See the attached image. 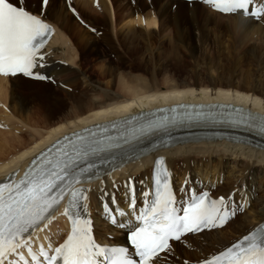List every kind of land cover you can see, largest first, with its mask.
Returning a JSON list of instances; mask_svg holds the SVG:
<instances>
[{"label":"bare ground","instance_id":"obj_1","mask_svg":"<svg viewBox=\"0 0 264 264\" xmlns=\"http://www.w3.org/2000/svg\"><path fill=\"white\" fill-rule=\"evenodd\" d=\"M256 4L260 7L264 0H256ZM24 6L50 23L55 35L41 53L43 61L33 69L34 74L47 77L44 82L0 75V126L17 122L21 127V135L15 139L11 133L0 132V179L20 165L23 170L29 158L55 138L104 115L195 102L202 99L197 98L199 95L213 100L233 96L264 113V15L259 19L225 16L203 2L173 0H48L42 15L40 1L31 4L25 0ZM75 17L94 33L80 29ZM84 47L97 61L106 84L82 72ZM182 51L212 75L215 70L221 71L224 80L213 78L208 84L197 81L179 88L162 85L161 81L169 79L172 63L182 58ZM134 62L149 75L144 83L124 72ZM45 82L40 92L38 85ZM80 85L83 87L78 90ZM227 91L229 94L221 97ZM64 93L67 105H62L60 95ZM30 131L34 133L30 142L23 143ZM162 150L129 159L113 174L109 172L98 183L88 184L87 220L99 245L127 241L134 225L128 221H132L131 214L143 208L159 155L167 157L179 192L186 181L187 193L209 190L215 197H225L224 207L231 215L239 212L222 229L173 243L158 264H203L248 236L254 225L264 223V150L227 140L186 141ZM232 163L240 166L237 176L227 170ZM200 178L211 179L212 184ZM92 208L94 215L90 213ZM55 218L64 225L61 213ZM120 223L124 227H119ZM51 228V221L47 222L39 233ZM235 236L240 238L232 242ZM185 243L187 247H183Z\"/></svg>","mask_w":264,"mask_h":264},{"label":"snow or ice","instance_id":"obj_2","mask_svg":"<svg viewBox=\"0 0 264 264\" xmlns=\"http://www.w3.org/2000/svg\"><path fill=\"white\" fill-rule=\"evenodd\" d=\"M40 2L42 15L48 0ZM24 3L25 0H0V75L23 74L47 79L34 74L33 69L43 61L40 49L52 29L39 15L28 11ZM204 3L226 14L240 13L257 19L264 15V5L250 12L254 0H204ZM89 151L95 149L91 145L73 144L58 152L55 159L39 157L19 182L0 183V264H28L19 252L25 247L36 264H41L32 252L29 237L42 222L59 212L60 201L65 195L69 197V208L65 213L69 216L73 215L75 201L86 199L83 191L73 185L80 182L81 174L90 170L80 167V160ZM176 204L167 184L163 191L157 190L155 203L136 216L138 225H132V252L123 247H102L92 235L91 222L74 218L71 234L54 250L55 255H49L43 247L40 254L47 264H103V261L153 264L161 252L171 251L170 240H180L183 234L217 226L218 222L222 224L227 217V213L221 212L223 198L219 201L221 207H217V201L209 202L207 194L198 199L193 197V202L180 209ZM132 207L135 210L134 203ZM120 214L124 215L123 212ZM112 222L115 223V219ZM128 223L132 224V221ZM118 226L124 227V223ZM13 255L17 260L9 259ZM203 264H264V228L245 236Z\"/></svg>","mask_w":264,"mask_h":264},{"label":"rangeland","instance_id":"obj_3","mask_svg":"<svg viewBox=\"0 0 264 264\" xmlns=\"http://www.w3.org/2000/svg\"><path fill=\"white\" fill-rule=\"evenodd\" d=\"M40 0H27V2H31V4L37 3ZM149 2V1H148ZM70 12V10H68ZM71 14H73L72 12H70ZM75 15V14H73ZM75 23L80 26V29H86L88 31H91L92 33H94V30L90 29L89 27H85L84 25H81L80 23L77 22V19L75 17ZM83 21V20H82ZM83 45V44H82ZM146 53V52H145ZM183 54H181L182 58H180L178 61L173 62L172 63V67H170V72L168 74L169 79L167 81H161V84H166L168 83V85H172L174 87H180L183 84L186 85H192L197 83V81L204 83V84H208L210 82L211 79H219V80H224L222 73H219L221 71H213V75L207 71V69H205V66L198 63L197 61H195L193 58H191L190 56H187V54H185L184 51H182ZM132 59V57H130ZM95 59L93 58L91 52H89L85 47L82 50L81 53V57H80V63H81V67H82V72H84V74L86 75H90L96 82H101L103 84H106L107 81L101 78V75H99V65H97V61H95ZM130 66H128L125 69V74H127L128 76H131L132 78H140L141 79V83H144L145 81H147V79H149V75L148 73L144 70L145 68H139L140 63L139 62H134L133 66L132 63L129 64ZM97 69V72H96ZM85 70V71H84ZM214 70V69H213ZM163 80V79H162ZM42 85H38V89L40 90V92L44 91V87L43 84L47 85V82L45 83H40ZM61 85V84H60ZM25 86L24 88H28V85H23ZM83 86L80 85L79 89L82 88ZM62 98V105L65 103L66 105L68 104V98L67 96L64 94L60 95ZM9 104V103H8ZM10 113V112H9ZM20 128L18 126V123H7L5 124H1L0 126V132L3 133L4 131L9 134L11 133V138L15 139V137L20 136ZM4 132V133H5ZM31 131L27 133L26 136H24L25 141L24 142H30L32 135L34 133H32L31 135ZM239 165H236L235 163L229 164L227 170L229 172L233 171L234 175H239ZM201 181L203 182H207L208 184H212V180L210 179L209 182L207 180H204V178H200ZM211 182V183H210ZM215 184L216 181H213ZM179 183V182H178ZM241 184V183H240ZM124 185V184H123ZM123 187V186H122ZM125 189V188H124ZM105 194V192H104ZM246 212V211H245ZM243 213V212H242ZM244 214V213H243ZM239 215V214H238ZM257 226V225H256ZM255 228V225H254ZM253 228V229H254ZM240 237L235 236L232 239V242L235 241L236 239H238ZM183 247H187V244L185 243L183 245ZM213 254H216L213 252Z\"/></svg>","mask_w":264,"mask_h":264}]
</instances>
